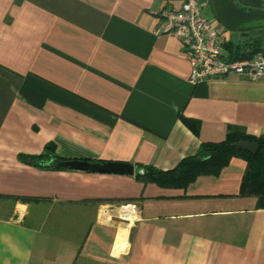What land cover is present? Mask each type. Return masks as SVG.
Here are the masks:
<instances>
[{"label": "crops", "instance_id": "1", "mask_svg": "<svg viewBox=\"0 0 264 264\" xmlns=\"http://www.w3.org/2000/svg\"><path fill=\"white\" fill-rule=\"evenodd\" d=\"M197 1L228 56L264 54V0ZM182 2L0 0V264H264V196L239 194L244 158L184 187L136 176L229 131L264 138V79L192 84L158 32ZM51 153L134 171L18 159Z\"/></svg>", "mask_w": 264, "mask_h": 264}, {"label": "built area", "instance_id": "2", "mask_svg": "<svg viewBox=\"0 0 264 264\" xmlns=\"http://www.w3.org/2000/svg\"><path fill=\"white\" fill-rule=\"evenodd\" d=\"M159 17L158 32L179 42L190 65L192 84L232 74L249 81L264 79V54H255L251 58L228 56L222 37L214 25L202 16L197 0H183L178 9L164 10ZM138 173L143 174V169Z\"/></svg>", "mask_w": 264, "mask_h": 264}, {"label": "trees", "instance_id": "3", "mask_svg": "<svg viewBox=\"0 0 264 264\" xmlns=\"http://www.w3.org/2000/svg\"><path fill=\"white\" fill-rule=\"evenodd\" d=\"M191 126V123L184 121ZM197 133V128H192ZM237 141H250L258 145L255 155L241 149L231 147ZM49 150V148L46 147ZM239 156L246 161L239 194L264 196V138L251 139L248 136L231 132L226 133L220 142L201 143L194 155L182 159L171 171H158L153 167H144L143 174L136 176L144 181L154 182L162 187H184L198 174H216L225 166L231 157ZM24 163L36 166L59 168L58 163L63 159L54 154L18 155Z\"/></svg>", "mask_w": 264, "mask_h": 264}, {"label": "water", "instance_id": "4", "mask_svg": "<svg viewBox=\"0 0 264 264\" xmlns=\"http://www.w3.org/2000/svg\"><path fill=\"white\" fill-rule=\"evenodd\" d=\"M231 147L249 152L252 155H255L258 150V145L250 141H237L235 143H232ZM58 166L69 169L84 170L98 173H115L125 175H133L134 171L133 165L118 162L100 163L80 160H68L59 162Z\"/></svg>", "mask_w": 264, "mask_h": 264}]
</instances>
